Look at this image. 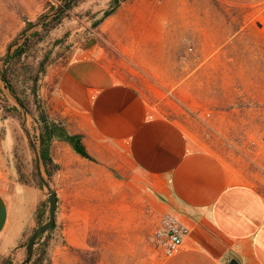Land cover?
Instances as JSON below:
<instances>
[{"label": "rangeland", "instance_id": "obj_1", "mask_svg": "<svg viewBox=\"0 0 264 264\" xmlns=\"http://www.w3.org/2000/svg\"><path fill=\"white\" fill-rule=\"evenodd\" d=\"M112 5H117L114 13L101 20ZM63 8L62 0H0V71L4 57L28 39L11 79L29 109L25 112L0 81L1 170L13 172L19 181L36 183L37 172L45 180L40 163L36 169L35 119L42 110L69 132L56 80L75 58L94 52L113 58L120 70L135 62L151 73L162 88L151 98L157 113L179 123L195 149L219 157L237 180L264 193V3L79 0L73 9ZM60 10L64 15L56 19ZM41 24L54 26L44 32ZM89 40L95 43L85 48ZM34 79L40 109L31 94ZM75 188L52 189L58 191L59 205L48 246L50 264L164 260L155 239L161 217L149 200L125 193L124 187L110 194ZM42 192L47 199L44 187ZM31 233L18 251L0 255V264L8 259L20 264Z\"/></svg>", "mask_w": 264, "mask_h": 264}, {"label": "crops", "instance_id": "obj_2", "mask_svg": "<svg viewBox=\"0 0 264 264\" xmlns=\"http://www.w3.org/2000/svg\"><path fill=\"white\" fill-rule=\"evenodd\" d=\"M219 1L237 7L264 3ZM151 75L135 62L120 70L113 58L94 52L61 71L55 94L66 128L81 136L92 160L53 142L57 170L48 184L88 194L124 187L149 200L159 217L171 215L189 234L160 264H264V193L237 180L219 157L195 149L179 123L157 113L151 98L162 88ZM42 194L35 183L0 169L1 256L18 251L36 228Z\"/></svg>", "mask_w": 264, "mask_h": 264}, {"label": "trees", "instance_id": "obj_3", "mask_svg": "<svg viewBox=\"0 0 264 264\" xmlns=\"http://www.w3.org/2000/svg\"><path fill=\"white\" fill-rule=\"evenodd\" d=\"M78 2L79 0H62V5L64 6L63 9L71 10L78 4ZM113 3L117 4V0H113ZM116 6L117 5H112L111 10L106 11L103 17L101 18V20L112 15L115 11ZM63 15H64V10H60V12L57 13V17L55 18L60 19V17H62ZM101 20L96 22L93 26L94 27L98 26ZM34 25H39V23L37 22ZM34 25L32 23H27V27ZM53 26L54 25H46V24L40 25L41 30L43 29L44 32H47L50 28H53ZM38 35L39 32L33 33L34 37ZM27 41L28 39H25L23 43L19 44L4 57L2 62L5 68L1 69L0 71V81L3 83L4 88L8 90V92L12 95L15 101L19 104V106L23 110H25V112L28 113L29 110L28 103L26 100L20 98L19 95L16 93L11 79V69L12 67L15 66L16 63H18L20 58L25 54ZM41 68H42V64H41ZM36 82H37L36 79H34L31 87V94L34 98L33 99L34 103H37V107L40 109V105L36 95ZM39 111H40L39 116L37 117V119H35V122L38 124V128H39L38 161L45 175V181L49 183L53 173L57 170V166L53 163L51 157L53 142L62 141L68 144L71 147V149L82 158L88 160H92V159L88 155L82 143V138L80 135L71 134L67 132L62 124H58L57 122L49 119L44 111L42 110ZM36 175L38 180L36 181L35 184L38 185L40 189H42L44 187L42 183L43 177L41 176L40 172H37ZM20 181L23 183H28L27 181L26 182L22 180ZM57 209L58 206H56L55 212L57 211ZM47 218H48V198L42 201L37 207L35 213L36 228L44 224L47 221ZM54 227L55 224L45 234H41L38 236L33 249L32 259L29 264H50V260L48 256V246L50 243V233L52 232ZM5 262L6 264H12V260L10 259L6 260Z\"/></svg>", "mask_w": 264, "mask_h": 264}, {"label": "built area", "instance_id": "obj_4", "mask_svg": "<svg viewBox=\"0 0 264 264\" xmlns=\"http://www.w3.org/2000/svg\"><path fill=\"white\" fill-rule=\"evenodd\" d=\"M98 38L105 42L101 37ZM189 230L169 214L161 216L155 239L165 257L175 254L183 245Z\"/></svg>", "mask_w": 264, "mask_h": 264}, {"label": "water", "instance_id": "obj_5", "mask_svg": "<svg viewBox=\"0 0 264 264\" xmlns=\"http://www.w3.org/2000/svg\"><path fill=\"white\" fill-rule=\"evenodd\" d=\"M94 43H95V40H89L86 43L85 48L90 47ZM36 169L37 171H39V161L37 162ZM42 183H43L44 188L48 192V218L44 224L35 228L34 231L31 233L30 237L27 240L26 246H25L26 256L20 264L30 263L32 259V255H33V249L35 246V242L38 236L41 234H45L54 225L55 210L57 206V196H56V193L51 189L50 185L44 179H42ZM230 264H236V262L231 261Z\"/></svg>", "mask_w": 264, "mask_h": 264}]
</instances>
